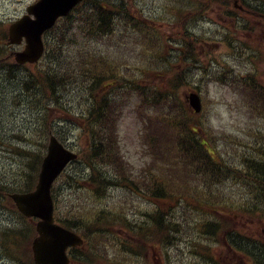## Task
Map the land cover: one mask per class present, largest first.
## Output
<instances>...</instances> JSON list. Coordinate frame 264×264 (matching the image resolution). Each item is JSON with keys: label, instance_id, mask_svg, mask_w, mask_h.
<instances>
[{"label": "rangeland", "instance_id": "obj_1", "mask_svg": "<svg viewBox=\"0 0 264 264\" xmlns=\"http://www.w3.org/2000/svg\"><path fill=\"white\" fill-rule=\"evenodd\" d=\"M33 1L34 0H0V36L2 34L4 36L8 30L10 22L25 12L24 10L26 6ZM131 1L133 2L134 0ZM167 1L168 0H141L140 3L146 12L157 13L161 10V3L163 4ZM141 20L143 19L141 18ZM146 22L151 23L152 26L156 28V32L159 37L158 39L153 38L152 40L145 35L139 34L140 32L138 30L133 31L134 25H132L130 31L125 30V23L120 24L119 20L116 26L117 33L105 36L98 34L97 31H89L88 29L84 28H81V31L73 27L66 29L68 22L63 21L61 22L59 31L64 30L63 34L66 38V44L69 45V48L64 53L63 57L77 56L83 61H88L94 54L99 60L102 58L114 60L112 67L119 70L121 67L124 72H127L126 76L132 80V83H139L141 85L145 84L146 86L156 84L162 78L167 77L166 71L172 63H176V65L183 64L184 66L183 58L179 59L177 51H175L174 47V42H177L180 39V35L178 32H176V30L179 28L176 26H170L168 24H163L160 26L154 25L153 22ZM205 25L206 24L204 23L198 26V34L208 30L207 26ZM149 40H152V45L146 46L145 43H147ZM211 55L218 56L219 52L214 50L211 52ZM54 61H57L60 65L59 60L56 58H47V62L51 64ZM89 65L90 64H87L83 68L87 69L89 68ZM198 70L199 69H197V71ZM123 82L124 81L120 82L114 80L112 83L120 86L123 84ZM160 84L163 86L162 81ZM79 85L80 87H78V85L74 86L75 90L71 89V92L69 93H67V91L63 92V95L55 104L58 106L62 103V105L66 108L53 109L50 119H52V122L55 121V125L57 127L64 129L62 135L65 138L72 142H75L76 140L79 150H82L85 149V147H88L89 142L87 137L83 138L80 135L82 128L77 114H79L81 111L87 112V108L91 103L88 101L84 103L82 102V99L86 93V84ZM183 91H181V94ZM29 96L31 101L28 105L20 104L15 97L13 84L5 83L4 79H0V123H2L5 128L14 129L18 127L20 123L30 125L32 120L33 122L37 121V108L40 105V101H38L32 95ZM208 96L213 99L210 102L213 106L209 112L211 121L214 124L228 126L230 131L233 130V124L235 123L238 114L233 112L226 102H222L226 96L232 98L233 93L227 86L213 82L209 84ZM138 101L139 97L137 95H133L129 101L118 100L113 105L116 117L114 129V147H117V155L120 154L125 164L128 165V172H133V165L138 168L139 166H142L146 160L143 142L140 138V128L142 124L137 113ZM151 123L153 124V122ZM57 124L60 125L58 126ZM36 131L39 134L41 133L38 127L36 128ZM16 143L23 142L19 141ZM39 148L40 146H38L36 150H39ZM25 160V157L18 156L17 154L11 152L7 146H0V173L9 174L10 181L21 178L23 174L28 171V166ZM73 166H76V164ZM77 170L81 171L79 167H77ZM27 176L28 173H26L24 177L26 178ZM60 193L61 203L66 208L67 214L70 215L72 214V210L76 209V202L87 199V196L77 184L72 186L64 185V188L60 191ZM239 195L240 194H235L234 197L237 198ZM108 197L110 203L125 198L129 204V210L134 209V206L138 205H141V207H149L151 205L147 198L144 199L133 194H128L126 191H124V189L121 188L112 187ZM193 197H189L191 209H194V204L196 203ZM109 202H107L105 199L95 204L105 205ZM165 202L170 203V201ZM92 203L94 202L92 201ZM11 205L12 204L7 202L4 206H0V230L4 229L3 225L10 221L15 224L25 223L26 226H29L31 223L28 220H22V218L13 212L11 210L13 205ZM191 216L194 220L196 219V216L193 215L192 212ZM222 218L228 222H231L235 219L232 216L222 217L219 215V219ZM234 223L237 226H239V223L241 225H248L246 220H243L241 217L239 219H235ZM260 223L262 224V226L259 228L261 230L264 227V219ZM193 225L194 227L191 229L190 233L192 235L200 233L196 223L193 222ZM184 232L185 231L181 232L179 235H184ZM102 234L103 236L109 235L104 231ZM173 234L174 233H170V235ZM211 244L213 243H210L209 245ZM194 246L199 248V245ZM180 247L182 249L175 250L174 245H170V249L172 251L171 254H178V256L174 258L173 264H198V262H202V258L194 253L196 250H192V252H190V250L186 249V243L181 242ZM213 247V254L215 256L229 259L230 254L226 251L227 248L225 245L215 243L213 244ZM206 252L209 253V251L204 250V253ZM102 255L106 256V253L103 252ZM4 262L14 264L12 259L8 258L5 260H0V264H5ZM97 263L103 264L108 262L103 257H101L97 259ZM117 263H120V261L118 260ZM160 264H162V257Z\"/></svg>", "mask_w": 264, "mask_h": 264}, {"label": "trees", "instance_id": "obj_2", "mask_svg": "<svg viewBox=\"0 0 264 264\" xmlns=\"http://www.w3.org/2000/svg\"><path fill=\"white\" fill-rule=\"evenodd\" d=\"M104 11V8L101 9ZM102 21L105 20V17H101ZM62 39L54 44L48 53V57H53L59 60L60 65L57 61H54L48 68V70L43 73V97H54L58 98L59 93L63 88H68L71 85L77 83L76 72L73 71L70 64H67L63 61L61 57L62 52ZM183 66H171L167 69V81L166 86H162L159 89H154L149 95L145 94L144 100L146 101V106L152 103L155 99H161V103L164 105L161 107L160 113L164 116V112H168V119L166 118L160 123L162 128L168 134L172 133H187L189 132V122L191 115L189 110L186 107V104L183 100V96L180 93L179 89H184L188 85L187 79L185 78V71ZM86 80V79H85ZM83 80V82L85 81ZM103 88L104 86L100 84ZM184 87V88H183ZM97 89L88 90L90 97L86 99L89 103V107L96 108L95 111L89 112V122L84 129V134L89 136V145L82 149L80 156L83 162L89 167V169L94 172L93 175L88 179V182L93 185L94 190L99 192L102 190L101 183L105 179V175H101L103 172L104 166L107 164L114 165V168L117 171H122L124 169L121 161L123 160L119 155H117V147H114V129H115V110L114 107L110 105V101L102 94L98 93ZM157 120V119H156ZM177 139V135L175 136ZM159 152H161L166 158L167 162H174L171 164V171L175 176L174 180H169L164 184L158 185H148L147 188L150 192L158 194L161 201H170L175 202L176 204L182 203L187 206L190 204L188 201L189 197H193L196 201L194 204V209L198 211L200 216L207 218L208 222L202 227L205 228L208 234L214 235L216 231L220 228L221 224L213 216V208L206 207L204 209L202 204L214 203V200L209 199L208 197L214 196L212 192L205 191V188H215L218 186V182H221L225 177L231 176L237 182H240L241 173L239 171L232 172V168L228 165L217 164L215 163L210 154L206 153L201 148L199 150H194L189 148L188 142H186L180 149L181 151H176L175 146L167 148L163 144L156 146ZM167 152V153H166ZM41 158L37 161L36 170L39 167ZM246 183L250 181L249 178L244 180ZM33 186V182H28L24 187V190H29ZM153 196L152 194H149ZM157 198V197H155ZM158 199V198H157ZM169 203V202H168ZM163 203H155L153 207L149 209V212L153 215H150L151 219L147 224L140 226L138 223L128 224L125 227L128 228V232L132 231L134 236H144L145 238L142 241L138 242L139 244H153L158 246L161 251L164 252L166 256L168 250L166 249L167 245L170 243L171 235L170 233H181L185 231L183 221L177 222L174 218L169 216L171 206L164 205ZM192 209V210H194ZM203 214L207 215L204 216ZM70 226H74L71 224ZM121 226V225H120ZM122 227V226H121ZM201 227V224H200ZM87 240V243H96L99 240L91 239L92 236H100L97 232V224H86L85 226H78ZM3 246L7 251V254L13 255L16 253L20 247H22L21 236H28L27 232H23L20 235L15 234L14 232L4 234ZM170 237V238H169ZM28 240V239H26ZM263 244L257 243L256 247H261ZM146 251V248L139 247L134 249L133 252L138 257ZM260 255L264 257V254ZM209 256L210 264H219L218 261H215L211 255ZM77 255L74 256V260H78ZM90 257L87 261L96 263L97 259L90 253ZM258 259V258H257ZM103 262V261H102ZM109 264V263H103Z\"/></svg>", "mask_w": 264, "mask_h": 264}, {"label": "water", "instance_id": "obj_3", "mask_svg": "<svg viewBox=\"0 0 264 264\" xmlns=\"http://www.w3.org/2000/svg\"><path fill=\"white\" fill-rule=\"evenodd\" d=\"M79 0H41L29 8L36 15L32 19L26 15L10 27L12 42H21L23 36L27 39L26 49L17 53V59L23 63L36 61L43 52L42 33L51 27L59 15L66 14ZM191 102L200 110V102L196 95L191 96ZM76 155L52 137L49 154L43 163L40 181L35 192L15 194L20 208L28 215H36L43 220L38 224L40 237L34 244L37 264H67L66 248L69 245L80 244L82 239L75 233L67 231L53 223V204L50 196V186L69 160Z\"/></svg>", "mask_w": 264, "mask_h": 264}, {"label": "flooded vegetation", "instance_id": "obj_4", "mask_svg": "<svg viewBox=\"0 0 264 264\" xmlns=\"http://www.w3.org/2000/svg\"><path fill=\"white\" fill-rule=\"evenodd\" d=\"M252 23V35L249 39L251 52V72L250 75L255 81L260 73L264 81V34L259 33L264 30V4L254 3L253 9L245 13ZM258 67V68H257Z\"/></svg>", "mask_w": 264, "mask_h": 264}]
</instances>
